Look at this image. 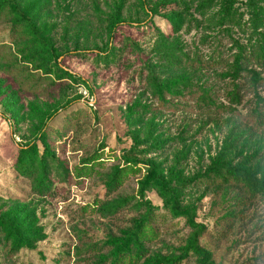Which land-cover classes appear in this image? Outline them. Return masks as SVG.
I'll use <instances>...</instances> for the list:
<instances>
[{
    "label": "rangeland",
    "instance_id": "374dc122",
    "mask_svg": "<svg viewBox=\"0 0 264 264\" xmlns=\"http://www.w3.org/2000/svg\"><path fill=\"white\" fill-rule=\"evenodd\" d=\"M204 3L17 0L62 67L83 79L77 82L22 61L11 18H0V223L9 221L25 238L11 255L0 244V264H110L146 214L137 205L140 190L156 208L144 224L150 238L137 264L186 253L179 264H264V201L236 182L200 178L214 162L264 175V126L248 117L253 93L239 80L243 98L233 103L227 69L207 63L217 51L232 62V39L248 48L255 43L251 0H235L240 22L225 26L220 0ZM255 3L264 15V0ZM183 54L186 60L176 64ZM11 62L46 84L57 82L55 91L29 94L5 71ZM155 84L166 90L164 100ZM203 90L227 109L203 112ZM258 92L264 95V87ZM28 146L50 161L47 195L18 170ZM56 163L66 175L53 172ZM117 172L120 182L111 190L107 179ZM161 181L185 215L169 211ZM121 198L131 203L115 214L100 210Z\"/></svg>",
    "mask_w": 264,
    "mask_h": 264
},
{
    "label": "trees",
    "instance_id": "16d2710c",
    "mask_svg": "<svg viewBox=\"0 0 264 264\" xmlns=\"http://www.w3.org/2000/svg\"><path fill=\"white\" fill-rule=\"evenodd\" d=\"M215 0H205L207 6ZM235 0H220V25L225 26L232 23H239L240 19L236 15L234 9ZM252 7V27L256 36V41L250 48L241 44L239 41L232 39L233 46H235L236 52L233 55V61L229 62L219 54L217 51L216 56L210 57L207 62H211L215 66L222 65L227 70L223 71V78H230L232 80V89L229 91V98L233 103L240 104L242 101L241 83L239 80H244L247 83L246 89H249L253 93L251 99V109L249 112V119L256 126L261 128L264 126V95H261L258 90L264 87V15L262 7L255 3V0H251ZM120 10V9H118ZM9 16L11 18V37L14 38V44L18 53L21 54L22 61L29 62L35 69L44 71L45 74L53 73L57 78H68L72 81H82L83 79L77 74L62 67L59 62L61 55L57 54L53 46L43 39L38 31L37 25L34 19L27 14V12L17 4V0H0V18L3 16ZM1 55V46H0ZM5 55H8L5 53ZM107 57V60H112L110 54H102ZM186 60V55L183 57L175 58L176 64L179 61ZM198 62H202L198 59ZM22 64L17 62H11L8 66H5V71L12 75L21 86L29 94H50L55 91L57 82H50L46 84L43 82V76H36L31 70H22ZM256 65L257 67H254ZM261 68V69H258ZM183 85H187L183 80ZM156 91L160 95V100H164L165 89L163 87H156ZM186 86V87H187ZM184 87V88H186ZM173 95L179 92L178 87L172 88ZM200 104L203 112L209 114H215L219 111L227 109L225 105H214V100L210 92L203 90L200 96ZM213 106L215 109L211 110L209 107ZM253 159V158H249ZM51 162H55V156L52 155ZM50 161L47 160L44 155L39 156L37 152L31 146L23 149L17 160L18 170L26 177L32 180L35 191L40 195H47L51 193L53 188L52 173L50 172ZM59 175H66V171L58 163L54 165V171ZM207 182H236L244 188L249 196L260 197L264 201V175L260 178L257 174L247 171L233 170L224 163L214 162L200 177ZM197 181V179H194ZM120 178L119 173H113L108 176L107 186L109 189L114 190L119 185ZM161 194L166 198L167 207L169 211L174 215H185L187 209L181 206L177 194L168 189L167 185L161 181L159 186ZM140 200L137 205L146 211L144 217L134 222V225L130 231L129 238L132 240L130 245H127L124 250L117 252V255L112 259L110 264H137L141 258H143L146 248L144 246V238H150L146 232L144 225L145 222H149L150 216L154 213L155 206L143 197V191L140 190ZM131 203L130 198H121L116 204L101 207V211L104 215L115 214L120 208H124ZM136 205V206H137ZM8 224V225H7ZM10 228V232L6 233L3 230ZM154 234V230L152 231ZM13 234L16 237H13ZM4 236V239L2 238ZM25 242V238L13 230L9 221L5 220L4 223H0V244L3 246L4 252L8 255L13 254L19 247V245ZM187 257L186 254L177 256H157V264H179Z\"/></svg>",
    "mask_w": 264,
    "mask_h": 264
}]
</instances>
